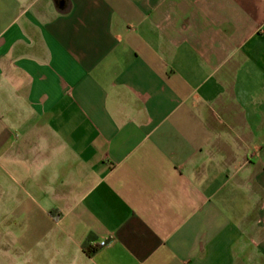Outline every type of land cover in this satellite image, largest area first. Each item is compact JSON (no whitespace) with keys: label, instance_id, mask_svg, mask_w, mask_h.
<instances>
[{"label":"crops","instance_id":"0c3cea01","mask_svg":"<svg viewBox=\"0 0 264 264\" xmlns=\"http://www.w3.org/2000/svg\"><path fill=\"white\" fill-rule=\"evenodd\" d=\"M0 264H264V0H0Z\"/></svg>","mask_w":264,"mask_h":264},{"label":"trees","instance_id":"16d2710c","mask_svg":"<svg viewBox=\"0 0 264 264\" xmlns=\"http://www.w3.org/2000/svg\"><path fill=\"white\" fill-rule=\"evenodd\" d=\"M82 247L85 249V251H87V253H92L95 249L94 246H91L87 240L82 244Z\"/></svg>","mask_w":264,"mask_h":264},{"label":"built area","instance_id":"2783aa9c","mask_svg":"<svg viewBox=\"0 0 264 264\" xmlns=\"http://www.w3.org/2000/svg\"><path fill=\"white\" fill-rule=\"evenodd\" d=\"M105 243H106L105 240H101V241H100V245H104Z\"/></svg>","mask_w":264,"mask_h":264}]
</instances>
